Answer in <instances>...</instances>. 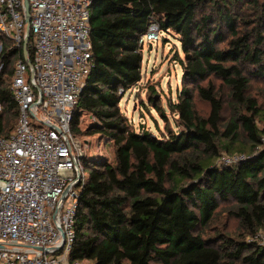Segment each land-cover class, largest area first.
Wrapping results in <instances>:
<instances>
[{
  "label": "trees",
  "instance_id": "obj_1",
  "mask_svg": "<svg viewBox=\"0 0 264 264\" xmlns=\"http://www.w3.org/2000/svg\"><path fill=\"white\" fill-rule=\"evenodd\" d=\"M152 21L177 36L183 55H176L182 89L168 103L178 130L161 137L137 131L121 109L125 94L142 80L139 39ZM90 26L92 67L71 129L80 140L111 142L113 158H82L85 183L71 259L264 264L258 239L264 236V103L251 93L253 81L264 82V0H95ZM9 44L0 55L3 136L19 120L11 89L17 50ZM148 101L166 118L154 90ZM197 101L209 106L207 114ZM85 115L92 123L82 129ZM222 151L246 159L224 165ZM225 202L239 224L237 236L225 229L205 234Z\"/></svg>",
  "mask_w": 264,
  "mask_h": 264
},
{
  "label": "built area",
  "instance_id": "obj_2",
  "mask_svg": "<svg viewBox=\"0 0 264 264\" xmlns=\"http://www.w3.org/2000/svg\"><path fill=\"white\" fill-rule=\"evenodd\" d=\"M94 1L28 0L25 56L24 0H0V55L6 42L17 50L11 89L19 106L16 128L0 135V264H91L70 257L87 146L71 123L92 67ZM161 32L152 21L139 44L158 43ZM244 159L224 154L220 162L232 166Z\"/></svg>",
  "mask_w": 264,
  "mask_h": 264
},
{
  "label": "rangeland",
  "instance_id": "obj_3",
  "mask_svg": "<svg viewBox=\"0 0 264 264\" xmlns=\"http://www.w3.org/2000/svg\"><path fill=\"white\" fill-rule=\"evenodd\" d=\"M181 56V46L177 36L170 32H161V38L158 43H152L143 46V77L142 80L129 90L121 101L122 111L129 117L131 123L137 131L145 128L154 135L161 137L167 129L178 130L176 125V115L172 114L168 108L169 101L176 102L179 91L182 89L181 78L182 68L176 60V55ZM264 82L253 81L251 93L264 103V94L262 89ZM155 91V96L159 99L160 105L164 108L166 118L161 111L156 110L149 104L148 97ZM196 107L201 114L209 112V106L201 101H197ZM1 110V106H0ZM225 118L229 117V112L225 111ZM92 123V118L84 116L82 129H85ZM140 125L142 128L140 129ZM85 139V140H84ZM81 138L85 143L86 153L91 156L107 157L112 159V143L99 142L97 136ZM89 143V144H88ZM228 154L222 151V155ZM87 173L88 170L86 169ZM230 203L221 204V217L218 223L214 224L205 234H213L215 229H225L229 234L237 236L239 230L238 222L228 216ZM263 235V233H261ZM260 242L264 239L260 238Z\"/></svg>",
  "mask_w": 264,
  "mask_h": 264
},
{
  "label": "water",
  "instance_id": "obj_4",
  "mask_svg": "<svg viewBox=\"0 0 264 264\" xmlns=\"http://www.w3.org/2000/svg\"><path fill=\"white\" fill-rule=\"evenodd\" d=\"M24 5L26 8V22H27V36L24 40V54L25 56L28 54V44L31 38V31H30V5L28 0H24ZM150 47H152V45H150ZM28 63L31 65L30 61H28ZM142 128V126L140 125V129Z\"/></svg>",
  "mask_w": 264,
  "mask_h": 264
}]
</instances>
